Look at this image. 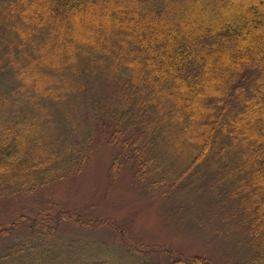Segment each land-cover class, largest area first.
I'll use <instances>...</instances> for the list:
<instances>
[{
  "label": "trees",
  "instance_id": "16d2710c",
  "mask_svg": "<svg viewBox=\"0 0 264 264\" xmlns=\"http://www.w3.org/2000/svg\"><path fill=\"white\" fill-rule=\"evenodd\" d=\"M239 1L227 0L222 7L219 0H37L35 11L40 15L34 19L32 0H0V102L5 104L0 197L30 194L78 173L100 135L104 144L121 143L123 152L135 147L156 184L174 181L179 186V174L184 179L195 174L191 162L217 173L215 183L225 186L229 181L223 200L256 203L250 220L257 231L260 228L264 246V0ZM141 6L146 9L144 18L138 15ZM169 7L172 13L167 15ZM83 19L98 43L89 38L79 50L75 32ZM72 20L70 42L55 39L69 46L59 70L68 85L64 98L57 97L62 91L51 90L45 96L40 84L31 85L34 98L15 110L14 98L22 87L5 88L10 78L3 76L15 64V49L28 46L36 58L37 46L53 42L51 36L48 39L50 26H67ZM147 26L155 33H149L146 44L142 33ZM155 45L167 57L157 54ZM101 76L111 82L108 93L90 95ZM83 97L88 99V114L79 120L75 112ZM51 101L61 113V133L53 138L59 125L52 119L44 122L41 116L43 104L51 106ZM104 133L109 134L108 141ZM166 155L175 160L168 164ZM63 220L97 227L72 211L21 216L0 226V236L26 231L0 255V264H112L108 255L121 257L126 264H153L150 250L131 239L118 237L115 245H99L59 235ZM260 254L252 263L258 258L264 264V253ZM176 258L181 264H210L201 257Z\"/></svg>",
  "mask_w": 264,
  "mask_h": 264
},
{
  "label": "rangeland",
  "instance_id": "374dc122",
  "mask_svg": "<svg viewBox=\"0 0 264 264\" xmlns=\"http://www.w3.org/2000/svg\"><path fill=\"white\" fill-rule=\"evenodd\" d=\"M128 1L132 3L133 0ZM210 1L213 3L218 0ZM219 1L223 7L227 0ZM241 1H239L240 4ZM32 2L35 5L32 17L35 19L40 13L35 11L38 6L37 0H32ZM145 11V7L141 6L138 15L144 18ZM170 13H172L171 7L167 9V15ZM190 15L184 14V17ZM72 24L73 20L69 21L67 26L52 24L48 39L51 36L53 42L46 44L44 41L41 43L43 46H37L36 58L30 55L28 46L26 49H15V58H17L15 64L6 68L5 74L3 73L7 79L10 78V81L5 82V88L13 85L22 87L18 92L19 96L14 98L13 108L15 110L21 108L22 101L26 102L34 98L31 85V87L38 88L37 85L40 84L41 92L45 96H48L51 90L59 93L62 91L61 96L57 97L61 100L64 98V89L68 85L62 81L65 73L59 70L66 57L64 50L68 49V45L64 42H55V39L60 36L66 39L65 43L68 44L70 40L67 38V33L68 35L72 33ZM79 24L75 32L76 48L85 49L83 43L90 39L98 43L93 38L92 26L88 25L87 20L83 19V22ZM149 33H155V31L150 32L147 26V31L142 33L146 44L149 42ZM170 39L172 40L171 35L169 42H171ZM30 40H33V37ZM128 46L130 48L132 43ZM164 48L167 49L165 46ZM21 50H26V53ZM154 51L159 55L161 53L164 58L168 55L157 45ZM50 65L53 67L51 68ZM97 81L99 82L92 91ZM110 84L108 79L101 76L94 81L89 94H107ZM165 93L168 92L165 91ZM86 96L88 97L87 93ZM86 98L83 97L82 105L76 108L75 116L79 120L84 114H88V99ZM200 103L203 106L205 104L203 100ZM3 105L5 104L1 100L0 123H2ZM43 106L41 116L44 122L52 119L53 123L56 122L54 125H59V129L57 128L56 133L51 134V137L56 134L60 136L59 105H54L51 101V106L44 104ZM40 129L42 128L38 130ZM79 132H82V129H79ZM100 133L101 131L97 132L98 135ZM104 135L108 141L109 134L104 133ZM92 147L94 151L78 173L66 174L63 178L30 194L0 197V226L6 227L21 216L37 217L56 210L72 211L97 227L83 228L63 220L58 226L57 234L76 240H91L99 245H115L118 241L120 242L118 237L121 240L131 239L137 245L150 250V259L153 264H181L176 256L185 260L201 257L207 259L210 264H262L258 258H254V263H252L255 255L260 252L264 253L259 234L260 228L257 231V227L254 228V223L250 220L253 214L251 209H254L256 203L239 201L235 204L232 200H223L222 197L227 193L225 188L231 184L229 181L225 182V186L220 185V181L215 183L217 173L202 165L199 166V163L194 165L191 162V167L195 166L194 169L197 172L195 171V174L185 179L183 174H179L178 179L182 181L179 186H175L174 181L156 184L155 177L148 173L149 164L139 159L135 147L123 152L121 143L115 140L110 144H104L100 135L95 137ZM163 158H167L168 164L175 160H170L169 155ZM189 158L187 162L190 161ZM207 159L209 158L205 160ZM144 164L148 166L143 169ZM201 166L202 169H197ZM249 187L250 185H247V190ZM113 225L118 226L117 229L113 228ZM25 232L19 230L6 236H0V255L25 235ZM167 248L174 251V256L166 253ZM106 256L100 255V257ZM107 257L106 260L112 264H126L121 257H116L117 259L109 255Z\"/></svg>",
  "mask_w": 264,
  "mask_h": 264
}]
</instances>
